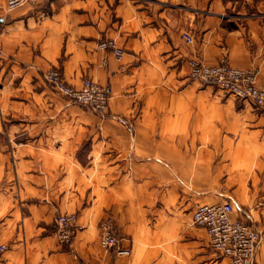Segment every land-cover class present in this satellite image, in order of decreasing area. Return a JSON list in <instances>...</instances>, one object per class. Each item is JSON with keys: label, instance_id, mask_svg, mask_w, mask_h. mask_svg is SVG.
Returning a JSON list of instances; mask_svg holds the SVG:
<instances>
[{"label": "crops", "instance_id": "obj_1", "mask_svg": "<svg viewBox=\"0 0 264 264\" xmlns=\"http://www.w3.org/2000/svg\"><path fill=\"white\" fill-rule=\"evenodd\" d=\"M231 4L37 0L8 10L6 0H0V244L7 246L0 264H233L211 249L204 228L206 238L184 227L173 205H165L154 223L143 217L147 209L136 202L142 198L133 196V168L143 166L148 168L145 182L164 180L171 188L164 194L167 202L174 199V183L181 184L180 199L195 200L190 224L197 203L231 200L233 216L249 219L260 230L253 264H264V205L255 207L264 199V175L261 190L247 192V200L252 197L244 204L234 192L190 186L189 181L200 186L205 167H189L196 175L192 180L184 160L175 158L174 150L183 148L178 144L204 139L206 94L216 87L198 80L185 86L193 111L187 117L195 116L196 125L158 126L159 119L174 117L173 85L188 75L193 55L209 64L226 59L251 68L264 85V4L256 12L226 13ZM183 32L193 36L191 43L183 40ZM104 38L124 49L121 60L98 47ZM49 66H58L76 86L84 77L107 86V112H93L52 90L42 77ZM214 93L208 99L219 106L232 107L234 98L257 110L259 120L264 115L247 100L218 88ZM138 102L144 110L132 122L130 110ZM159 127L161 139L154 136ZM212 130L222 133L223 128ZM261 133L264 170V127ZM138 152L143 160L136 159ZM60 212L77 214L70 245L60 243L55 232L53 220ZM108 212L116 219L119 246L128 254L99 242L98 224Z\"/></svg>", "mask_w": 264, "mask_h": 264}, {"label": "rangeland", "instance_id": "obj_2", "mask_svg": "<svg viewBox=\"0 0 264 264\" xmlns=\"http://www.w3.org/2000/svg\"><path fill=\"white\" fill-rule=\"evenodd\" d=\"M223 3L232 4L226 7V13H233L241 8L246 12H256L258 11V5L262 6L264 0H222ZM233 6V7H232ZM180 81H175L173 85V114L174 117L168 119H159L158 126H186V125H196L195 116L193 119H189L187 116L190 115L192 107L190 103H187L189 99V94L186 92L185 86L189 81L195 79L191 78L189 75H180ZM186 77H188L186 79ZM196 81V80H195ZM201 85V84H200ZM201 86H205L202 83ZM216 88L207 91L206 107L204 114L203 125L206 128V134L203 136V140L196 145L182 143L177 145V147L182 149H175L174 154L176 159H183L181 162L187 171L191 170L189 167L195 165H201L205 167L203 173H201L202 182L193 183L192 181L187 182L190 186L202 189L204 191L212 192L213 189L222 188L226 191L234 192L240 202L244 204L251 201V195L247 200V192L251 194L253 188L256 190H261V179L264 175V170L262 168V144L261 140L263 138L261 133V128L264 127V115H261V120L255 113L259 112L253 109L251 106H246L240 101L232 98L233 106H226L222 104L219 106L213 102H210L208 96L215 95ZM219 93V92H218ZM217 95V94H216ZM222 99L228 97L227 95L221 96ZM78 104V103H77ZM195 104V103H194ZM144 110L143 104L140 102L132 108L130 111L135 113L134 118L131 119L132 122L135 118L139 116L140 112ZM161 111L165 110L160 108ZM194 112H196L194 110ZM255 112V113H254ZM177 117V118H175ZM160 127L157 129V134L159 139L164 138L165 135L160 133ZM222 127V133H216L212 128ZM224 128H231L230 130H225ZM253 128H259V130H252ZM254 132V133H253ZM189 137V136H188ZM159 144L165 150V144L159 142ZM171 149V147L169 148ZM166 151H164V154ZM143 152L137 153V160H143ZM128 169V168H127ZM133 172L136 178L135 190L133 196L137 197V194L141 196V201H135L141 204L142 209H147V212L143 217H146L148 222L154 223L153 221L161 211L162 208L166 206H172L175 211H178L182 215L181 223L187 229H193L199 237L206 238L204 230L198 226L189 223L190 210L195 204V200L182 198V187L179 183H174L173 188V200H167L164 197L166 188V182H145L148 179V168L143 166L142 168L134 167ZM191 174L190 178L193 180V171H189ZM192 172V173H191ZM197 173V172H196ZM160 174V172H159ZM193 174V175H192ZM168 185H170L168 183ZM129 191V189H128ZM209 193V194H210ZM215 199H207V201H214ZM257 200V199H256ZM255 200V201H256ZM135 201H132L133 208H137ZM255 203V207H260L264 205V199L258 200ZM172 202V204H171ZM145 207V208H144Z\"/></svg>", "mask_w": 264, "mask_h": 264}, {"label": "built area", "instance_id": "obj_3", "mask_svg": "<svg viewBox=\"0 0 264 264\" xmlns=\"http://www.w3.org/2000/svg\"><path fill=\"white\" fill-rule=\"evenodd\" d=\"M37 0H6L8 10ZM186 43L193 41L189 32H183ZM98 47L109 50L117 60H121L124 49L111 38L98 42ZM103 62H105L103 60ZM188 75L218 88L224 93L249 101L256 109L264 112V85L257 83L256 72L251 68H242L230 64L226 59L209 64L197 55L187 60ZM42 77L49 87L79 103L93 112L105 114L110 97L109 88L91 77H84L79 86L69 83L58 66H49L42 72ZM235 211L231 200L197 203L191 214V223L204 228L208 243L218 255L229 258L233 264H253L254 256L261 240L258 227L247 218L233 216ZM75 212H60L54 220L55 232L60 243L70 245L76 232ZM99 242L116 253L128 254V248L119 246V235L114 214L108 212L99 221ZM0 244V252L6 248Z\"/></svg>", "mask_w": 264, "mask_h": 264}, {"label": "bare ground", "instance_id": "obj_4", "mask_svg": "<svg viewBox=\"0 0 264 264\" xmlns=\"http://www.w3.org/2000/svg\"><path fill=\"white\" fill-rule=\"evenodd\" d=\"M60 94V93H59ZM64 96V95H63ZM68 98V97H67ZM69 99V98H68ZM70 100V99H69ZM109 102V101H108ZM79 104V103H78ZM81 105V104H80ZM83 106V105H82ZM85 107V106H84Z\"/></svg>", "mask_w": 264, "mask_h": 264}]
</instances>
